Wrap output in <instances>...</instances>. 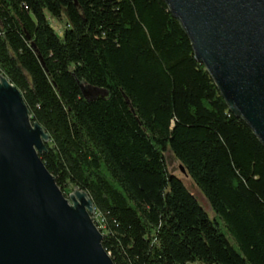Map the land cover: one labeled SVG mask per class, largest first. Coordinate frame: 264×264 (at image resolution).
<instances>
[{
	"label": "trees",
	"instance_id": "trees-1",
	"mask_svg": "<svg viewBox=\"0 0 264 264\" xmlns=\"http://www.w3.org/2000/svg\"><path fill=\"white\" fill-rule=\"evenodd\" d=\"M194 57L163 0H0V75L49 136L61 192L91 200L113 264H264V147Z\"/></svg>",
	"mask_w": 264,
	"mask_h": 264
},
{
	"label": "water",
	"instance_id": "water-1",
	"mask_svg": "<svg viewBox=\"0 0 264 264\" xmlns=\"http://www.w3.org/2000/svg\"><path fill=\"white\" fill-rule=\"evenodd\" d=\"M163 1L194 59L264 147V0ZM48 141L0 75V264H113L87 194L74 190L67 200L42 163Z\"/></svg>",
	"mask_w": 264,
	"mask_h": 264
},
{
	"label": "rangeland",
	"instance_id": "rangeland-1",
	"mask_svg": "<svg viewBox=\"0 0 264 264\" xmlns=\"http://www.w3.org/2000/svg\"><path fill=\"white\" fill-rule=\"evenodd\" d=\"M50 24L57 31L58 34L61 33V29H63V27H64L62 24H58L55 20H50ZM82 88L84 89V95H85L84 97L87 99L88 98H96L98 96H106V93L104 91H92V90H90V88H87L85 86H82ZM165 163H166V167L168 169L169 174L177 177L182 182V184L186 188V190L196 199L199 206L206 212L209 219L212 220L214 218V213L211 210L209 204L205 200V198L202 195V193L200 192V190L194 184L193 180L190 177L181 173V171L179 169V164L174 160L173 156L171 155V153L169 151H167L165 153ZM72 193H74V190L66 189L63 194H64V197L67 200H69V198H70L69 196ZM70 204H71V202H70ZM97 219L98 218L96 217V220Z\"/></svg>",
	"mask_w": 264,
	"mask_h": 264
},
{
	"label": "built area",
	"instance_id": "built-area-1",
	"mask_svg": "<svg viewBox=\"0 0 264 264\" xmlns=\"http://www.w3.org/2000/svg\"><path fill=\"white\" fill-rule=\"evenodd\" d=\"M95 215V214H94ZM94 217V216H93Z\"/></svg>",
	"mask_w": 264,
	"mask_h": 264
}]
</instances>
